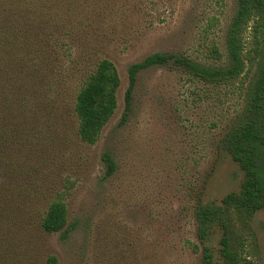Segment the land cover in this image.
<instances>
[{
	"label": "rangeland",
	"instance_id": "1",
	"mask_svg": "<svg viewBox=\"0 0 264 264\" xmlns=\"http://www.w3.org/2000/svg\"><path fill=\"white\" fill-rule=\"evenodd\" d=\"M237 9V0H93L74 15L65 43L56 10L13 28L0 60L14 86L5 97L11 92L13 114L23 101L17 118L26 127L0 167V184L11 181L0 201V264H201L190 245L199 244L195 209L222 205L244 180L220 144L245 95L239 81L222 89L191 81L172 57L213 64L210 49L225 51ZM249 33L246 52L258 59ZM156 53L168 63L140 70L131 86L133 66ZM102 59L116 65L121 86L115 114L90 146L73 107ZM105 154L117 166L111 176ZM54 200L66 203L68 224L48 234L40 221ZM231 229L264 264V209L246 220L234 214ZM222 235L217 225L209 241L216 258Z\"/></svg>",
	"mask_w": 264,
	"mask_h": 264
},
{
	"label": "trees",
	"instance_id": "2",
	"mask_svg": "<svg viewBox=\"0 0 264 264\" xmlns=\"http://www.w3.org/2000/svg\"><path fill=\"white\" fill-rule=\"evenodd\" d=\"M93 0H0V47L10 45L14 35L13 28L30 27L41 20L45 12L56 10L62 18L63 43L74 39V15L86 12ZM237 13L227 31L225 51L217 46L210 49L213 64L195 62L190 58L172 57L174 65L182 70L193 82H202L214 89L236 87L245 95L241 109L231 119L227 132L221 141L225 150L244 173L239 193H230L222 205H199L195 209L197 239L199 244H190L193 252L198 253L201 264H258L250 255L247 246L239 241L231 229L234 214L243 219H251L264 209V0H237ZM70 27V29H69ZM258 59L246 52V32ZM16 40V39H14ZM13 46L16 44H12ZM71 52H69L70 55ZM169 56L156 53L146 58L130 70V84L134 85L140 70L166 65ZM0 167H7L5 159L9 154L12 138L24 129V120L17 118L22 102L16 103L17 112L12 113V94L5 93L14 89L11 74L8 77L9 62L0 60ZM245 74H252V82L245 83ZM40 79V78H39ZM247 82V81H246ZM121 79L116 65L109 59H102L87 76L77 93L73 111L78 120V136L87 145L94 146L102 131L109 123L118 107L117 93ZM130 92H128L129 95ZM127 110L130 103L127 100ZM10 142V141H9ZM8 143V144H7ZM106 175L115 173L117 166L110 154L103 156ZM11 181L0 184V201L10 194ZM7 185V187H6ZM68 224V208L63 200L49 203L40 221V228L48 234L63 232ZM219 225L223 231L220 239L219 258H216L209 241ZM65 232V231H64ZM47 264H59L56 257H50Z\"/></svg>",
	"mask_w": 264,
	"mask_h": 264
}]
</instances>
